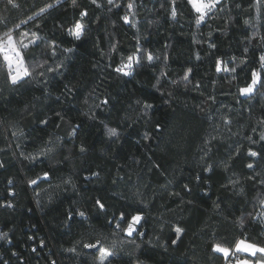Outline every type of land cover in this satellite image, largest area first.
<instances>
[{
  "label": "trees",
  "instance_id": "1",
  "mask_svg": "<svg viewBox=\"0 0 264 264\" xmlns=\"http://www.w3.org/2000/svg\"><path fill=\"white\" fill-rule=\"evenodd\" d=\"M197 16L188 0H0V36L39 37L22 81L0 57V264L255 259L213 248L264 246V0Z\"/></svg>",
  "mask_w": 264,
  "mask_h": 264
},
{
  "label": "snow or ice",
  "instance_id": "2",
  "mask_svg": "<svg viewBox=\"0 0 264 264\" xmlns=\"http://www.w3.org/2000/svg\"><path fill=\"white\" fill-rule=\"evenodd\" d=\"M73 5L75 6L76 0H72ZM96 0H93V3H95ZM109 3H112L113 0H108ZM8 3L14 4V0H8ZM188 3L192 6V8L195 10V12L198 14L196 18V24L199 25L205 17L216 7V5L219 3V0H188ZM46 7H51V5H47ZM129 10L133 8V4L129 3L128 5ZM46 9L41 8L40 11L44 12ZM177 15L175 7L172 9V16L175 18ZM81 16H87V12H82ZM29 19H32V17H29ZM123 19L127 22L129 20L128 16L123 17ZM16 27H19L17 25ZM85 31V25L83 23L77 22L74 25V28L70 30V34L75 36L76 39H80V37L83 35ZM28 33H22L21 38L17 39L13 32L11 30L6 31L3 33L2 36H0V57H2L4 64L7 67L8 70V76L9 79L13 84H16L20 81H22L25 77H28L31 75L29 67L25 64V58L23 55V50H26L29 48L30 44H34L36 40L39 39L38 36H36L35 33H32V39L28 42H24V37H27ZM55 47V45H53ZM65 51H72V49H66ZM147 59L151 61L153 59V56L149 53L147 56ZM260 61L262 62V67H264V55L260 57ZM134 62H139V57H132L129 56L127 59V63L124 64L122 67H118L116 69L117 72H123L124 75H131V69L133 67ZM217 70L220 71V65L218 62ZM225 71H228L227 68L224 69ZM232 71H235V69H232ZM187 79V77H185ZM260 82V76L258 73L253 72L252 73V81L250 84H248L246 87L241 88L240 92L242 95H248L251 94L257 83ZM104 103H107V101H104ZM146 107H151V105H145ZM112 135H116L115 129L110 130ZM261 139L264 140V136H261ZM250 155L256 156V152H251ZM249 168L252 167L251 164L248 165ZM45 177H47V173L44 174ZM31 184H36V180L30 181ZM264 203V202H262ZM97 204L100 206L101 209L104 208V205L100 203L99 200H97ZM79 215L81 217L85 216L84 212H79ZM69 218H71V214H69ZM121 220H124V214L121 213L120 216ZM143 217L139 214L134 215L131 217V220L127 223V228L125 229L127 235L131 236L133 232L135 231V225L139 224ZM117 227H119V224H117ZM176 233L179 234L182 232L181 228L175 229ZM7 237V233H0V239H4ZM43 244V242H41ZM99 244L100 242L97 241ZM175 243V241H173ZM84 247L86 248H95L96 245L94 244H85ZM74 251V249H71ZM214 251L222 253L224 257H228L230 255H235V253L244 252L248 253L250 258L253 259H245V260H238L237 264H264V246L257 245L255 243L247 242L246 240H239L235 246L234 251L233 249H230L228 247H224L220 244L214 245L213 248ZM35 251V249H33ZM259 254V257H258ZM113 255V253L108 250L107 248L100 247L99 248V264H106V261Z\"/></svg>",
  "mask_w": 264,
  "mask_h": 264
},
{
  "label": "rangeland",
  "instance_id": "3",
  "mask_svg": "<svg viewBox=\"0 0 264 264\" xmlns=\"http://www.w3.org/2000/svg\"><path fill=\"white\" fill-rule=\"evenodd\" d=\"M241 240H245V239H241ZM246 241H247V240H246ZM247 242H249V241H247ZM245 259H248V258L245 257L244 260H245ZM237 262H238V261H232V262H228V263H229V264H230V263H232V264H237Z\"/></svg>",
  "mask_w": 264,
  "mask_h": 264
},
{
  "label": "crops",
  "instance_id": "4",
  "mask_svg": "<svg viewBox=\"0 0 264 264\" xmlns=\"http://www.w3.org/2000/svg\"><path fill=\"white\" fill-rule=\"evenodd\" d=\"M244 253V252H243ZM245 254H248V253H245ZM229 262H232V261H229ZM227 264H229L228 262H227ZM230 264H232V263H230Z\"/></svg>",
  "mask_w": 264,
  "mask_h": 264
},
{
  "label": "built area",
  "instance_id": "5",
  "mask_svg": "<svg viewBox=\"0 0 264 264\" xmlns=\"http://www.w3.org/2000/svg\"><path fill=\"white\" fill-rule=\"evenodd\" d=\"M238 260H243V259L240 258V259H238Z\"/></svg>",
  "mask_w": 264,
  "mask_h": 264
}]
</instances>
